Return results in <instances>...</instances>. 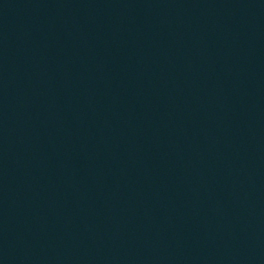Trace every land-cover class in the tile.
I'll list each match as a JSON object with an SVG mask.
<instances>
[{"label": "water", "instance_id": "water-1", "mask_svg": "<svg viewBox=\"0 0 264 264\" xmlns=\"http://www.w3.org/2000/svg\"><path fill=\"white\" fill-rule=\"evenodd\" d=\"M0 264H264V0H0Z\"/></svg>", "mask_w": 264, "mask_h": 264}]
</instances>
